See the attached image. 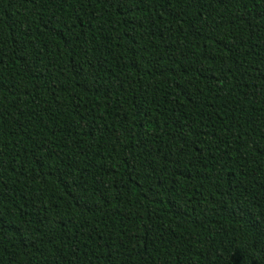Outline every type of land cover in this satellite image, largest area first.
<instances>
[{
  "label": "trees",
  "instance_id": "16d2710c",
  "mask_svg": "<svg viewBox=\"0 0 264 264\" xmlns=\"http://www.w3.org/2000/svg\"><path fill=\"white\" fill-rule=\"evenodd\" d=\"M0 264H264V0H0Z\"/></svg>",
  "mask_w": 264,
  "mask_h": 264
}]
</instances>
